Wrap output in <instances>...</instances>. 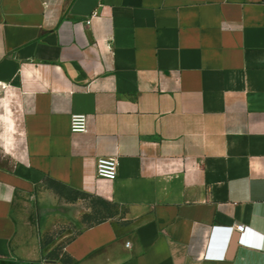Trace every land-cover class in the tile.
I'll use <instances>...</instances> for the list:
<instances>
[{
    "label": "crops",
    "instance_id": "1",
    "mask_svg": "<svg viewBox=\"0 0 264 264\" xmlns=\"http://www.w3.org/2000/svg\"><path fill=\"white\" fill-rule=\"evenodd\" d=\"M1 84L0 264H264V0H0Z\"/></svg>",
    "mask_w": 264,
    "mask_h": 264
},
{
    "label": "built area",
    "instance_id": "2",
    "mask_svg": "<svg viewBox=\"0 0 264 264\" xmlns=\"http://www.w3.org/2000/svg\"><path fill=\"white\" fill-rule=\"evenodd\" d=\"M88 22V21H87ZM110 43V41H108ZM6 84L0 85V91H5ZM89 117L85 113H73L70 117V130L72 132H87ZM119 161L116 155L108 157H98L96 160V176L99 178L113 180L118 175ZM238 231H243L244 225L236 227ZM129 245V242L126 243Z\"/></svg>",
    "mask_w": 264,
    "mask_h": 264
},
{
    "label": "rangeland",
    "instance_id": "3",
    "mask_svg": "<svg viewBox=\"0 0 264 264\" xmlns=\"http://www.w3.org/2000/svg\"><path fill=\"white\" fill-rule=\"evenodd\" d=\"M0 105H1V102H0ZM69 196L70 197L71 196L76 197L75 195H72V194H70ZM70 202L73 203L74 201H70ZM82 203L92 204L94 207H96V213H94V216L87 219L84 222V224H88L90 222H93L95 220L103 218V217L107 216L109 214V212L111 211L110 205L106 200L98 199L96 201H93L90 199H86V200H83V202H80L79 206L73 207L72 209L75 211L71 210V214H75L76 211L80 208L82 209V207L84 205ZM78 229H79V225L73 224L71 222L68 225L67 224L62 225L59 223L55 226V228L52 232V235L50 237L51 238L52 237L59 238V237L63 236V237H65V239H67L68 237L73 235Z\"/></svg>",
    "mask_w": 264,
    "mask_h": 264
},
{
    "label": "water",
    "instance_id": "4",
    "mask_svg": "<svg viewBox=\"0 0 264 264\" xmlns=\"http://www.w3.org/2000/svg\"><path fill=\"white\" fill-rule=\"evenodd\" d=\"M237 242V241H236Z\"/></svg>",
    "mask_w": 264,
    "mask_h": 264
}]
</instances>
